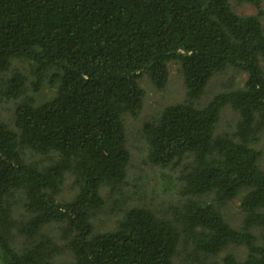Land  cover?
I'll return each instance as SVG.
<instances>
[{"label": "trees", "instance_id": "obj_1", "mask_svg": "<svg viewBox=\"0 0 264 264\" xmlns=\"http://www.w3.org/2000/svg\"><path fill=\"white\" fill-rule=\"evenodd\" d=\"M238 1L257 13L239 15L230 0H0V71L25 59L33 74L29 81L17 70L1 84L14 99L12 125L0 120L6 264H174L181 240L192 244V264H264V171L254 146L264 130L263 0ZM171 61L182 65L187 101L164 108L143 132L152 164L192 158L187 200L174 218L132 207L113 229L95 232L102 190L116 191L126 177L124 116L142 107L138 80L147 73L164 87ZM228 66L246 74L243 85L197 105ZM46 86L54 92L39 100ZM226 104L238 113L235 131L215 136ZM26 150L48 163L27 162ZM67 178L76 191L62 200ZM207 194L217 204L240 198L239 228L201 199ZM17 204L27 219L14 217ZM51 223L63 242L41 233ZM15 233L26 239L18 250ZM232 245H244V256Z\"/></svg>", "mask_w": 264, "mask_h": 264}, {"label": "rangeland", "instance_id": "obj_2", "mask_svg": "<svg viewBox=\"0 0 264 264\" xmlns=\"http://www.w3.org/2000/svg\"><path fill=\"white\" fill-rule=\"evenodd\" d=\"M231 6L239 15H254L257 13L255 6L251 3L230 0ZM263 11L260 20L264 26V0L261 3ZM264 67V62H262ZM21 72L32 80V67L30 61L25 59L13 60L7 70L0 71V120L12 125L14 99L7 98L2 93L1 84L11 77L15 71ZM168 79L164 87H156L149 75L144 73L140 76L138 83L144 91L143 104L136 115L126 114L124 123L126 129V144L129 149L130 159L126 170L124 182L117 190L111 192L106 187L102 190L104 204L95 210L92 223L95 232L113 229L116 221L125 211L132 207H145L162 218H174L176 211L181 208L187 200L182 190L185 185L184 176L187 172V163L191 157L176 162L167 167L152 164L148 160V144L144 136V125L147 122L159 119L161 112L167 106L187 101V89L184 83L183 68L180 62L171 61L167 66ZM246 79V74L233 66L226 67L223 71L216 73L205 87L204 93L197 101L202 106L209 102L219 92L230 91L241 87ZM44 89L39 100L49 98L53 89ZM238 113L233 110L230 104L224 105L219 114L214 135L230 134L235 131ZM255 148L261 152L259 166L264 171V130L259 132ZM24 158L27 162H35L39 165H46L48 160L43 155L36 154L30 150L25 151ZM76 189L72 185V179L67 178L59 199H71ZM206 203H212L221 211L224 218L233 227L239 228L243 219L240 210V198L227 201L222 204L213 202L212 196L201 197ZM29 215L20 205L14 207V217L19 220L27 219ZM61 225L51 223L42 229L43 235H49L58 243L61 240ZM254 232L259 235L258 229ZM14 245L18 250L26 244L25 238L17 233L14 234ZM231 252L243 257L246 248L244 245H232ZM67 253V252H64ZM221 255V254H220ZM60 261L69 260V256L61 255ZM0 264H6L3 253L0 251ZM174 264H192V244L181 240L178 253L174 258Z\"/></svg>", "mask_w": 264, "mask_h": 264}]
</instances>
